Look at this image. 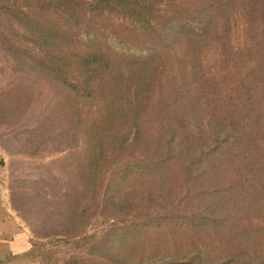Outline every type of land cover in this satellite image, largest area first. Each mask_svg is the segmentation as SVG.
I'll return each mask as SVG.
<instances>
[{"label":"trees","instance_id":"16d2710c","mask_svg":"<svg viewBox=\"0 0 264 264\" xmlns=\"http://www.w3.org/2000/svg\"><path fill=\"white\" fill-rule=\"evenodd\" d=\"M165 1L167 14L162 0H0V10L34 43L23 52L40 69L77 98L97 104L87 128L93 158L88 182L99 186L94 202L107 182L113 208L144 203L152 194L135 189L137 179L158 180L172 197V176L182 168L222 186L223 198L212 193L205 198V216L170 218L178 222L170 226L176 233L130 234L141 250L138 261L264 264V28L253 37L250 32L242 48H232L226 18L239 0H198L193 9ZM246 1L249 29H258L264 0ZM173 33L197 50L195 58L206 43L218 42L224 72L209 77L193 62L195 86L165 120L172 131L161 141L165 152L158 161H144L131 155L159 147L151 118L163 94L166 55L158 42ZM160 129L165 132L166 124ZM93 199L94 194L88 202Z\"/></svg>","mask_w":264,"mask_h":264},{"label":"rangeland","instance_id":"374dc122","mask_svg":"<svg viewBox=\"0 0 264 264\" xmlns=\"http://www.w3.org/2000/svg\"><path fill=\"white\" fill-rule=\"evenodd\" d=\"M162 1L161 8L167 14L170 5ZM174 1L193 9L198 0ZM246 2L239 0L237 11L226 18V38L232 48H242L252 32L253 37L264 28L263 21L260 28L249 29ZM212 42L198 49V58L194 57L197 50L188 48L179 33L158 42V50L166 55V71L163 94H159L151 119L160 144L150 153L139 149L131 156L158 161L165 152L161 141L172 136L165 120L178 100L195 86V60L207 76L223 74L219 43ZM33 45L24 38L22 27L0 10V159L5 161L0 167V187L4 203L32 238L41 264H142L136 256L141 250L132 243L130 234L155 238V234L176 233L170 226L178 222L170 218L205 216V198L208 201L210 193L223 198L222 186L213 185V177L202 181L200 173L182 168L178 176H172V197L158 180L145 183L137 179L133 187L152 194L144 203L113 208L107 182L100 189L103 196L94 202L99 186L88 182L93 158L87 128L97 104L77 98L40 69L23 52ZM162 98L167 100L165 106ZM162 124H166L165 132L160 129ZM92 194L94 199L88 202ZM214 209L217 213L218 208L211 207L212 212ZM167 215H171L170 220ZM86 237L92 239L83 242Z\"/></svg>","mask_w":264,"mask_h":264},{"label":"crops","instance_id":"0c3cea01","mask_svg":"<svg viewBox=\"0 0 264 264\" xmlns=\"http://www.w3.org/2000/svg\"><path fill=\"white\" fill-rule=\"evenodd\" d=\"M33 241L4 203L0 187V264H40Z\"/></svg>","mask_w":264,"mask_h":264},{"label":"water","instance_id":"95a60500","mask_svg":"<svg viewBox=\"0 0 264 264\" xmlns=\"http://www.w3.org/2000/svg\"><path fill=\"white\" fill-rule=\"evenodd\" d=\"M5 166V161L3 159H0V167H4Z\"/></svg>","mask_w":264,"mask_h":264}]
</instances>
